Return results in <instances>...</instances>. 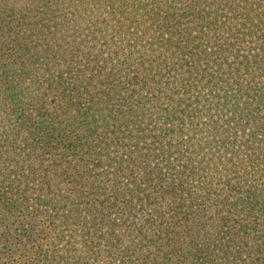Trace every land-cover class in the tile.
Listing matches in <instances>:
<instances>
[{
  "label": "trees",
  "instance_id": "16d2710c",
  "mask_svg": "<svg viewBox=\"0 0 264 264\" xmlns=\"http://www.w3.org/2000/svg\"><path fill=\"white\" fill-rule=\"evenodd\" d=\"M0 264H264V0H0Z\"/></svg>",
  "mask_w": 264,
  "mask_h": 264
}]
</instances>
